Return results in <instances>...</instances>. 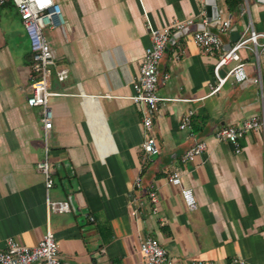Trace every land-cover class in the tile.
I'll return each mask as SVG.
<instances>
[{
	"label": "crops",
	"instance_id": "obj_1",
	"mask_svg": "<svg viewBox=\"0 0 264 264\" xmlns=\"http://www.w3.org/2000/svg\"><path fill=\"white\" fill-rule=\"evenodd\" d=\"M56 1L65 25L46 35L57 65L70 75L51 80L48 131L43 108L27 102L29 36L15 4L0 5V249L10 238L35 246L50 227L68 264H145L140 244L149 236L168 250L173 264H264V131L247 133L240 152L215 138L219 128L260 113V86L252 79L260 76L264 90V40L257 54L240 50L249 79L229 77L217 92L211 86L218 81L219 51L206 53L193 41V30L171 41L160 64L170 77L157 93L179 99L159 105L150 133L160 149L154 157L142 147V115L128 98L151 44L148 22L163 27L200 21L212 4L224 19L231 17L224 50L234 43L233 30L241 36L251 26L264 32V0H246L241 12L232 13L224 0ZM189 111L191 126L181 129ZM196 140L206 141L207 150L183 163ZM46 158L55 181L49 192L38 169ZM176 170L194 191V211L168 181ZM153 185L156 203L149 195ZM47 198L68 200L71 211L49 212Z\"/></svg>",
	"mask_w": 264,
	"mask_h": 264
},
{
	"label": "built area",
	"instance_id": "obj_2",
	"mask_svg": "<svg viewBox=\"0 0 264 264\" xmlns=\"http://www.w3.org/2000/svg\"><path fill=\"white\" fill-rule=\"evenodd\" d=\"M12 1L18 9L20 18L27 31L32 49L31 78L32 84L28 105L43 108L44 128L46 131L53 126L52 113L49 107L51 95V80L54 75L61 81H65L70 75V69L57 65L55 52L50 45L46 30L63 28L62 7L56 0H0V5ZM200 21L190 18L182 21L167 23L163 27H154L148 22L151 35V44L146 47L140 71L133 82L134 93L129 100L138 106L142 119L141 127L145 134L142 147L148 157H154L160 153L159 145L154 136L150 133L154 127V118L159 111V105L164 101L178 100L179 98L161 97L157 93L161 82L168 80L170 74L160 72V64L165 56L166 49L176 35L183 34L190 27H195L192 32V39L206 53L213 54L219 51V57L214 67V73L218 79L217 84L211 86L212 92H217L233 77L234 81L244 83L249 79L245 63L242 62L240 50L251 48L256 54L258 52L259 39L264 40V32H257L251 26L243 36L234 42L229 49L223 50L221 35L227 33L231 28V17L224 19L219 13L218 17L209 21L207 11L203 10ZM213 22L216 25L213 26ZM215 27V29H212ZM189 33V32H188ZM187 33V34H188ZM236 62L226 75H221V70ZM253 82L260 86V113L243 120L237 125H228L219 128L215 133L218 141H227L235 146L237 152L241 151L240 140L251 131H264V90L261 77H255ZM192 111L186 113L180 124L184 129L191 126ZM48 134L46 135L47 140ZM208 144L204 140H196L181 158L183 163L193 162L207 150ZM48 152V149H47ZM39 171L45 177L47 192L54 186L53 168L49 159L38 163ZM170 184L181 188L182 198L191 211L198 208V201L194 191L190 187L183 186V175L181 170H176L168 177ZM135 185H141V178L138 177ZM156 186H152L149 195L151 200L157 202ZM48 211L67 213L71 211V204L68 200H51L47 198ZM136 214V211H133ZM140 251L143 254L145 264H173L168 250L163 247L160 241L153 236L145 238L140 244ZM244 264L243 261H238ZM0 264H68L60 254L59 243L57 242L50 227L39 240L37 245L29 246L20 243L14 238L7 241L5 248L0 249ZM194 264H220L213 260H198Z\"/></svg>",
	"mask_w": 264,
	"mask_h": 264
},
{
	"label": "water",
	"instance_id": "obj_3",
	"mask_svg": "<svg viewBox=\"0 0 264 264\" xmlns=\"http://www.w3.org/2000/svg\"><path fill=\"white\" fill-rule=\"evenodd\" d=\"M207 15H208L209 21L215 20L219 15V11H218L217 7L213 6L212 4H208L207 5ZM215 25H216V22H213V26H215ZM194 29H195L194 26L190 27L183 34L176 35L175 38L179 39L182 35L187 34L190 30H194ZM222 35H221V38H222ZM231 37H232V42H236L240 39L241 34L237 31L233 30V32L231 33ZM222 40H223V38H222ZM231 45H232V43H229L226 48L229 49L231 47Z\"/></svg>",
	"mask_w": 264,
	"mask_h": 264
},
{
	"label": "trees",
	"instance_id": "obj_4",
	"mask_svg": "<svg viewBox=\"0 0 264 264\" xmlns=\"http://www.w3.org/2000/svg\"><path fill=\"white\" fill-rule=\"evenodd\" d=\"M246 0H224V3L229 12H241V8L244 7ZM118 262V261H117Z\"/></svg>",
	"mask_w": 264,
	"mask_h": 264
}]
</instances>
